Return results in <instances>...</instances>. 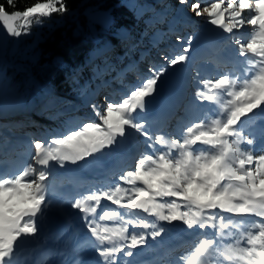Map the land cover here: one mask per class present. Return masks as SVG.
Listing matches in <instances>:
<instances>
[{
	"label": "snow or ice",
	"instance_id": "1",
	"mask_svg": "<svg viewBox=\"0 0 264 264\" xmlns=\"http://www.w3.org/2000/svg\"><path fill=\"white\" fill-rule=\"evenodd\" d=\"M7 3L13 6L14 0ZM178 4L175 15L167 8L158 14L157 23L168 30L154 43L166 39L170 51L137 86L118 101L107 95L87 101L95 120L29 138L14 173L6 174L0 162V264H30L23 244L39 235L52 211L50 191L61 169L98 164L128 146L136 149L132 163L111 173L115 183L61 200L76 210L89 233L71 250L73 264H136V250L152 247L149 239L167 231L156 221L181 222L196 237L187 255L163 264H264V0ZM67 11L65 0H38L11 12L0 4V25L18 38L33 24ZM198 19L228 34L209 45L217 52L215 76L199 71L186 76L195 59L190 53L201 45L184 26ZM170 73L194 85L190 112L173 113L176 131L146 115ZM102 201L117 207L106 209ZM99 221L120 223L110 228ZM88 249L95 258L85 262L79 254Z\"/></svg>",
	"mask_w": 264,
	"mask_h": 264
},
{
	"label": "rangeland",
	"instance_id": "2",
	"mask_svg": "<svg viewBox=\"0 0 264 264\" xmlns=\"http://www.w3.org/2000/svg\"><path fill=\"white\" fill-rule=\"evenodd\" d=\"M124 1L128 4H130V6H132V7L140 8L139 6L137 7V3L135 0H124ZM86 3L84 1V3L81 4V6L84 7L83 11L88 17V23L91 27V32L97 33L98 31H103L112 22L111 13L109 11H106V10L97 9V7L94 5H86ZM172 5H173V1L168 4V6H171V7H172ZM147 7H148V9H151L150 11L153 12V14L155 16H159L158 14L162 10V9H155V7H151L148 5H147ZM177 8L180 9V6L179 5L177 6V3H176V7H174L173 10H170V12H172L173 15H175L177 12V11H175V9H177ZM78 10L79 9H77L75 11L77 12ZM73 12H74V10H68L67 14H63L61 16H55L52 19H45L44 22L40 25L33 24V26H31V31L29 34L22 35L18 38L9 36L6 33V30L3 28V26L0 25V70L2 71L0 74V90H6V91H8L9 94H13V92L16 91L13 88L10 89L11 88L10 86H7L8 82L10 81L11 78H10V76H8L7 74H5L3 72L4 67L7 68L9 66V67L17 69L21 73L28 72L29 75L33 76L32 73H34V67L32 65H28L30 63H28L27 61L25 62L23 57L28 56L29 53L34 55V52L32 51V49L34 50L38 41L43 39L44 35H42V32L44 31V29H43L44 26L51 28L55 24L63 23L65 21V19L67 18L68 14L72 15ZM77 15H78L77 13L74 14L72 16L73 19H75L77 17ZM169 18L172 19L171 16H169L168 19ZM97 23L100 26L97 25ZM163 25H165V24H163ZM166 28H168L167 25H166V27L163 28V30H166ZM185 28L189 32H195L200 37V45H201L200 50L192 51L190 53V55L193 58H195L192 62H190L191 67H190L189 71H190V73L192 72V74H190V76L193 75L197 71L201 72L202 75L207 76L206 75L207 69L205 67H199L200 62H201L199 60L205 59L206 53L209 55H211V54L208 53L207 51L206 52L202 51L201 49L203 47H207L208 50L210 51V49L213 48V47L209 46L210 43L214 39H218V38L220 39L221 36L223 37L224 33L222 32V30H219V29L215 28L214 26H210V25L206 24L203 19H198L196 21H192L189 25H186ZM144 32L145 31L143 29L141 31L140 37H142V34H144ZM220 34H221V36H220ZM119 36H120V39H124V37L122 35H119ZM124 36H125V38L129 37L128 34H124ZM135 38H136V36H133L131 40H134ZM16 45H17V48H16ZM207 48H206V50H207ZM131 49L132 48H130V47L128 48V50H131ZM164 51H170L169 47L162 48L160 52H158V51L156 52L158 57L156 56L155 58L159 59L158 63L161 62L159 56H161ZM104 53H103V55H104ZM173 54H175V53H173ZM199 54H201V55H199ZM207 58H210V57L208 56ZM206 61L207 60L205 59L204 62H206ZM154 62L156 63V60ZM132 64H133V60H130L127 63L128 67ZM135 64H136L135 67L140 66L139 73L141 74V77L140 76L137 77L135 79L134 83L139 84L141 82V79L148 74L147 73L148 67H146L144 64H138L137 65L136 62H135ZM91 66L94 68V72H96V74H97L96 75L97 78L94 79L91 83L90 82H82L81 80H76V82L73 84L74 85V87H73L74 91H72V93L60 92L57 90L55 92H50L51 93L50 95L52 96V94H54L53 95L54 97H53V102H52L53 104H49V106L53 105V107L50 109V107L47 106V108L49 110L47 111V113H44V115H47V118L42 113H40V115H38L35 118V122H36V124H38L36 129L33 127V125H31V126L29 125L28 127H22L20 125H13V120H15V119L16 120H24V119L26 120V118H28V117H33V114H35V112H36L35 110H33L34 109L33 105H29V104L24 105L25 104L23 101L24 99H22V98H30L32 100V99H34V96H32V95L28 96V95L22 93L21 97H20V99H22V100H19L20 105L18 104L17 106L15 104H11L10 102H13V101H10L9 99L2 101L0 103V105L7 106L8 108H11L13 111V112L7 113L6 115H4V117H1L2 119L0 121V140L3 141V144L9 143L11 140H13L12 136H9L8 134H6L7 133L6 131L3 132V129L6 127H7L6 128L7 130H9V127H10V128H12V131L14 130L15 132H17V131L26 132V134L23 135V136L26 135L25 138L20 139V143H24L25 141H27L31 137L58 135V134H61L62 132H65L69 128H75V127L79 126L81 123H83L85 121L95 120L96 118L92 114L89 106L86 108L83 106H80L79 109H76V106H77V104L80 105V103H82L84 101L83 96H85V95L87 96V98H85V101L96 100V98H94V96H93L95 93L94 84H96L97 86H103V85H109V84L113 83V81H110L109 79L106 80L105 76L101 73V70H103L106 67L104 64L96 65L95 63H93ZM115 71H116L115 69L113 71H110V74L112 76H115L114 75ZM177 76H178L177 74L170 73L168 78H167L168 79L167 84L168 85L171 84L173 86L175 80L177 79ZM72 78H74V77H72ZM113 79H115V78H113ZM36 80H37L36 76L35 77L33 76L32 79L29 78L26 82L29 85L37 84V82L33 83ZM105 81H107V83H105ZM47 85H50V84H47ZM137 85H135V86H137ZM188 85H190V87L186 88V90L183 91V94L180 97V100L178 101L177 105L174 107L175 113L179 116H183L186 113V110L189 108V102L191 100L192 90L194 88V85H192L190 82H188ZM166 95H167V93H166ZM123 96H125V94H123L119 98V100ZM11 97H13V96H11ZM108 97L110 98V96H108ZM39 98H41V96ZM116 101H118V100H116ZM14 103H17V100H15ZM64 105H66V109L62 110L63 109L62 107ZM70 105H72V107H69ZM155 108L158 109V111L155 114V117H157L158 122L163 123L164 121L162 119L168 118L169 119V121H168L169 130L176 131L178 128L177 115H169L168 113H166L165 116H162V115L160 116L161 107L156 100H153L152 104L149 107V112L146 113V115H148L149 119L154 117L152 114H153V111ZM189 112H190V110H189ZM9 118H11V119L8 120ZM22 124H25V123L22 121ZM26 137L28 139H26ZM13 143H15V145L19 144V138L14 140ZM4 146L8 147V148L10 147V145H8V144H5ZM0 150L2 151V148H0ZM135 150L136 149L134 146H128L125 151H122L120 153V156L121 157L123 156L122 158H124V160H125L126 158H129L135 152ZM3 153L4 152L2 151V154ZM128 153H131V154H129V156H128L127 155ZM117 156H119V155H117ZM117 156H115V158ZM112 160H114V159L111 157H107V158H104L103 160H101L98 164L97 163L82 164L79 168H77L76 166H68L69 169H71L68 172L80 171V172H86V173L94 174L95 176L102 174V175H105L103 177H106L108 174L103 173V172H105V171H107V169H109L108 167L111 165ZM111 170H113V169L110 168L109 171H111ZM67 174L71 175V173H67ZM108 176H110V175H108ZM112 180L115 181L116 179L115 180L112 179ZM54 182H55V184H53V187L50 191V196L52 199L53 206L58 204L59 202H61L62 198L64 197V194H62L60 191V186L62 185V183L60 181H53V183ZM49 215L51 217L53 216L56 218V214H49ZM179 224H180V222H174L172 226L174 227L175 230H177V228H179V226H180ZM116 226L117 225H115L114 227H116ZM52 228H55V226ZM129 231L131 232L132 229L130 228ZM40 234H43V232H39L38 237H40ZM167 239H170V238L166 237V240ZM44 242L45 241L43 240V237H42L41 242L37 244L38 246H40V249H35L34 246L36 244H34L33 239L26 240V242L23 244L22 255L24 257H27L29 262H32L34 259L40 260L39 255L43 256V254H46V252H47V249L45 248ZM72 243H73L72 240L65 233L62 240L60 241L59 246L63 247L66 244L71 245ZM55 258H58V256L56 255ZM51 259L52 258H50V260Z\"/></svg>",
	"mask_w": 264,
	"mask_h": 264
},
{
	"label": "trees",
	"instance_id": "3",
	"mask_svg": "<svg viewBox=\"0 0 264 264\" xmlns=\"http://www.w3.org/2000/svg\"><path fill=\"white\" fill-rule=\"evenodd\" d=\"M84 1L87 2L86 5H96L97 9L111 13L112 22L103 31L91 32L88 17L83 11L84 7L81 6ZM135 1L137 7L140 8L132 7L124 0H65L67 9L74 10L73 14H68L63 23L55 24L51 28L44 26L43 39L38 41L34 50L32 49L34 55L29 53L28 56L23 57L34 67L33 76H36L37 80L43 84L50 83L58 90L67 92L74 86L66 82L67 79L72 78V75L79 76L84 82L86 79L94 80L96 74L88 62L95 58L97 63L110 66L107 67L106 73L117 66V69L123 72L125 77H118L115 82L129 89V86L135 81L130 74L137 78L139 73L127 67V61L135 55L149 68L152 64L157 63L154 62L157 59L155 56L154 59L148 57L146 52H151L152 48L154 51H160L162 48L168 47L166 39H160L159 44L154 43L161 33L167 32L168 28L163 30L167 24L157 23L160 17L155 16L150 9L148 10L147 5L151 4L156 9L167 8L169 11L176 7V3L177 6L179 5L178 0ZM171 1H173L172 7L168 6ZM36 2L38 0H14V5L9 6L7 0H0V4H3L9 12L22 11ZM39 2H43V0H39ZM77 9L79 10L76 12ZM178 10L179 8L175 9V11ZM76 13L78 15L73 19L72 16ZM61 15L63 14H54V17ZM97 25L99 24L97 23ZM143 29L145 32L140 37ZM128 32L132 36H136L129 43L127 40H121L119 36ZM128 46L133 48L130 52L126 51ZM1 72L0 70V74ZM3 72L11 78L7 86H12L16 90H22L29 86L26 82L30 78L28 72L21 73L9 66L4 67ZM72 80L74 82V79Z\"/></svg>",
	"mask_w": 264,
	"mask_h": 264
},
{
	"label": "bare ground",
	"instance_id": "4",
	"mask_svg": "<svg viewBox=\"0 0 264 264\" xmlns=\"http://www.w3.org/2000/svg\"><path fill=\"white\" fill-rule=\"evenodd\" d=\"M228 34L224 33L223 34V37L224 36H227ZM222 37V36H221ZM16 48H17V45H16ZM207 47H203L201 50L202 51H207L209 52L208 48L206 50ZM213 49V48H212ZM211 49V50H212ZM204 53V52H203ZM210 54H212V51H210ZM207 62V61H206ZM191 67V63L188 65L187 69H186V76H190V74H192V72L190 73L189 69ZM227 71V70H226ZM178 75V74H177ZM176 77V76H175ZM190 87V85H188V81L187 80H181L178 76H177V79L175 80L174 82V85L172 86L171 84L168 85L167 87V95L165 98H162L161 100H157L158 104L160 105L161 107V110H160V116H165L166 113H168L169 115H173V113L175 112V106L177 105L178 101L180 100V97L182 96L183 94V91L186 90V88ZM104 97L101 98V100H103ZM259 119V118H258ZM5 153V152H4ZM3 153V154H4ZM2 154V155H3ZM131 154V153H128V155ZM2 157V156H1ZM116 158H120L119 156H117ZM115 158V159H116ZM122 160V159H121ZM128 162V163H126ZM123 164H127V167L131 164V161L130 159L128 158L127 160H123ZM118 167V164H116L115 166L113 167H110L113 169L112 172H114V169ZM126 167V168H127ZM109 168V169H110ZM107 169V171L109 170ZM111 172V173H112ZM63 176L61 175H58V176H61L60 178H63L64 177V174L62 173ZM66 175H70V174H67ZM111 175V174H110ZM67 177V176H66ZM112 179L115 180V178L112 177ZM107 183V181L105 182ZM150 220H155L154 217H149ZM157 222V226H161L163 225L167 231L166 233L162 234L161 237H158L159 239H156V241H154V243L156 244H159V243H162L164 241H166V237L168 238H176V239H181V238H184L186 235H185V231H191V230H186V226L182 225V223L180 222V227L179 229L176 231L174 229V227H172V225H169L167 224L166 222H162V221H156ZM178 226V225H177ZM150 231V230H149ZM85 236V235H83ZM82 236V237H83ZM81 237V238H82ZM173 242H169V243H165L164 245L167 246L169 244H171ZM140 249L136 250V253L139 252ZM48 257L50 258H55V256H53L52 254H49ZM69 264H72V263H69Z\"/></svg>",
	"mask_w": 264,
	"mask_h": 264
},
{
	"label": "water",
	"instance_id": "5",
	"mask_svg": "<svg viewBox=\"0 0 264 264\" xmlns=\"http://www.w3.org/2000/svg\"><path fill=\"white\" fill-rule=\"evenodd\" d=\"M165 93H166V81L165 84L163 85L160 95L157 96L156 99H161L165 95Z\"/></svg>",
	"mask_w": 264,
	"mask_h": 264
},
{
	"label": "built area",
	"instance_id": "6",
	"mask_svg": "<svg viewBox=\"0 0 264 264\" xmlns=\"http://www.w3.org/2000/svg\"><path fill=\"white\" fill-rule=\"evenodd\" d=\"M51 18V17H50Z\"/></svg>",
	"mask_w": 264,
	"mask_h": 264
}]
</instances>
